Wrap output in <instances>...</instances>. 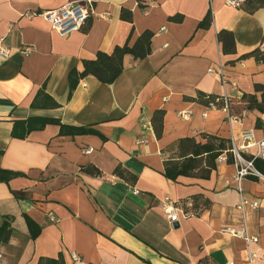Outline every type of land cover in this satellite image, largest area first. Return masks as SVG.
<instances>
[{"label":"crops","instance_id":"crops-1","mask_svg":"<svg viewBox=\"0 0 264 264\" xmlns=\"http://www.w3.org/2000/svg\"><path fill=\"white\" fill-rule=\"evenodd\" d=\"M83 1L0 0V45L12 50L0 56V223L9 217L14 228L0 246V264L60 256L66 264H264V181L243 180L242 194L260 207L241 211L238 167L227 159L208 179L164 175L183 138L207 133L238 146L249 130L256 142L264 138V112L237 118L198 100L217 95L237 103L255 94L264 101L256 92L264 62L243 58L264 51V8L257 0L240 7L227 0H93L91 21L66 35L41 16ZM129 12L131 21L123 17ZM208 15L210 26L200 27ZM223 30L233 32L235 53L223 51ZM145 31L154 34L151 53L143 60L126 55L113 83L82 75L84 61L133 45ZM73 72L79 79L72 89ZM157 110L166 113L161 138L151 122ZM59 122L96 133L62 135ZM243 153L252 157L257 147ZM90 165L101 175L82 170ZM195 196L203 210L186 216L182 205ZM166 199L180 209L178 227L166 217ZM26 217L41 227L35 240ZM246 236L257 241L248 244Z\"/></svg>","mask_w":264,"mask_h":264},{"label":"trees","instance_id":"trees-1","mask_svg":"<svg viewBox=\"0 0 264 264\" xmlns=\"http://www.w3.org/2000/svg\"><path fill=\"white\" fill-rule=\"evenodd\" d=\"M256 7L264 8V0H257ZM123 17L127 21L132 20L130 12L125 13ZM91 18L92 17L86 21L85 25L91 21ZM173 19H177V17H173ZM211 22L212 18L208 15L204 21H202L200 27L207 28L210 26ZM153 36L154 34L151 31H145L138 37L133 45H130L129 40L125 45L117 46L112 53L99 51L95 59L84 61L85 70L82 75L86 76L92 74L105 83H113L123 72V61L126 55H131L135 60L147 58L151 53ZM218 39L225 53H235L236 40L233 32L223 30L219 33ZM246 57H254L258 62H264V51L257 49L243 56V58ZM78 79V76L73 72L71 75L72 89L77 85ZM256 92H261L264 97V86L256 85ZM227 99L230 107V114L237 118H241L244 112L251 110L264 112V101L259 102L255 94H244L237 103L232 99ZM198 100L208 107L215 105L216 108L223 109L225 106V97L223 96H200ZM165 114L164 110H157L153 114L151 122L157 138L163 136ZM59 124L61 126L60 133L62 135L96 133V131L89 128L68 126L60 122ZM258 126L262 127L261 122H258ZM224 155H226L228 163H234L232 141L230 140L207 133H202L199 139L196 137L183 138L178 143L176 154L165 161L164 175L168 180L174 182H176L179 177L208 179L212 172L216 170L219 158ZM260 161L261 160H256L255 165L264 174V166ZM82 170L92 176L101 175L100 169L93 165L85 167ZM120 170L121 168L118 167L115 173H121ZM199 201V196H195L192 203L183 204L182 208L184 213L193 216L200 215L203 210V204ZM26 222L29 228L30 238L31 240H35L41 232V227L28 217H26ZM13 234L14 228L12 227L11 219L9 217H4V222L0 223V246L9 244ZM38 264H66V262L64 257L60 256L57 259L41 258Z\"/></svg>","mask_w":264,"mask_h":264},{"label":"built area","instance_id":"built-area-1","mask_svg":"<svg viewBox=\"0 0 264 264\" xmlns=\"http://www.w3.org/2000/svg\"><path fill=\"white\" fill-rule=\"evenodd\" d=\"M245 0H227L228 4L234 7H240ZM94 11V1L85 0L80 3L66 4L58 9L49 10L41 13L54 29H56L61 35H66L72 31H79L83 28L86 21L92 17ZM165 30V29H163ZM32 47H27L23 50L25 53H29ZM12 50L8 47L0 45V56L2 58H9L11 56ZM210 108H216L215 105H211ZM228 114H230V107L228 99L225 97V106L223 108ZM231 115V114H230ZM241 145H237L236 141H232V154L234 158V163L237 165L238 169L234 176V180L237 183L238 189L241 193V201L238 205V209L245 211L247 209L256 210L260 207V202L256 200H251L245 197L242 193V182L245 179H259L264 181V174L256 167V160L264 161V138L259 141H255V133L252 130L246 131L241 136ZM252 147H257L256 155L251 158H246L243 151H248ZM93 148L86 149V153H92ZM225 156H221L219 161L226 160ZM138 194V191H135ZM163 210L166 217L171 223H174L178 219V211L180 210L169 199H166ZM186 216L188 214L184 213ZM228 232L235 236L242 235L244 232L234 229H227ZM248 244L257 241L255 237L246 236ZM256 255L250 252L251 263H253ZM1 258V256H0ZM73 259L75 262H80L81 258L77 254H73ZM234 264V263H229Z\"/></svg>","mask_w":264,"mask_h":264},{"label":"water","instance_id":"water-1","mask_svg":"<svg viewBox=\"0 0 264 264\" xmlns=\"http://www.w3.org/2000/svg\"><path fill=\"white\" fill-rule=\"evenodd\" d=\"M174 225H175V226H177V227L179 226V224H178V223H176V222L174 223Z\"/></svg>","mask_w":264,"mask_h":264}]
</instances>
